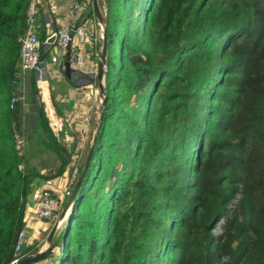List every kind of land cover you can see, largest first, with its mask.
I'll return each mask as SVG.
<instances>
[{"label":"trees","instance_id":"trees-1","mask_svg":"<svg viewBox=\"0 0 264 264\" xmlns=\"http://www.w3.org/2000/svg\"><path fill=\"white\" fill-rule=\"evenodd\" d=\"M29 2L0 0V264L16 258L35 178L19 170L20 112L10 108ZM103 2L106 98L57 238L60 264H264V0ZM31 87L36 93L33 76ZM37 118L61 162L50 180L64 174L69 155L42 109ZM55 245L40 261L55 259Z\"/></svg>","mask_w":264,"mask_h":264},{"label":"rangeland","instance_id":"rangeland-1","mask_svg":"<svg viewBox=\"0 0 264 264\" xmlns=\"http://www.w3.org/2000/svg\"><path fill=\"white\" fill-rule=\"evenodd\" d=\"M83 1L86 3L85 0ZM92 2L93 0H88V3L86 4L87 13L89 15L91 14V11L94 14ZM97 2L101 13V18L104 19V2L103 0H97ZM42 3L44 4V0H41V4ZM71 3L72 2L69 1V4ZM137 9L138 7L136 4L134 12ZM41 12L42 7L40 6L39 15L41 17L37 16L39 18L38 21L40 28L41 22L43 20ZM134 16H137V14L135 13ZM123 26L124 24H122L121 26L118 22L114 31V45L111 50V56L113 58L115 67L112 73V81L117 77L118 73L117 71L119 58L116 41L121 33V29L123 28ZM40 31L41 29H39V34ZM102 31L103 28H100V40H102ZM47 47L49 48L47 49ZM41 52H45V55L44 59L41 60L38 66V72L30 75L28 85L25 86L19 82L17 90H15L14 92L15 98L22 99V103L20 104L21 110H19L20 117L17 120L18 126L16 127V129L18 128L20 132H23V135L26 139L25 149L22 154L24 161L20 165L19 170L24 175H29L32 178L35 177L28 187L29 194L34 196L37 195L38 192H40L43 188L50 185L48 184L49 181H52L51 183L55 184V188L59 196H63L64 200L66 201L68 194H70V192L72 191L86 161L96 129V124L99 118L98 113L101 110L103 100L99 95L96 96L94 92L98 87V84L94 83V79L85 76L84 78L90 79L91 84H74L75 87L84 86V88H81L80 91H75V99H77L78 101L76 103L74 101V106L69 104V102H67L66 100V90L69 89V83L63 81V72H61L62 76L57 73L66 57H63L64 59L58 58L60 55V51L54 45L43 46ZM94 53H97L98 55H93L91 59L95 65H98L100 53L99 47L97 45ZM47 64L50 65L49 70L46 68ZM43 65L45 66V68L42 67ZM50 70H54L55 72L52 73ZM32 76L34 77V81L36 84V93H33L31 87ZM73 78L74 77H72V80ZM41 81L45 83L43 84L41 83ZM90 85L92 88H88V86ZM40 109H42V111L46 115L48 126L55 134V139L62 146L64 151L69 155V164L64 174L60 177H56L50 180L48 179V176L55 174V172L60 167L61 162L58 156L50 148L44 145V142H48L49 140L47 139V135L44 132L45 130L40 128V124L38 122L37 113ZM56 111L57 113L60 112L59 114L66 113V117L62 120L58 119ZM59 123H61L62 125H57ZM38 128L39 130H37ZM75 170L78 171L76 177L74 176ZM236 200L237 197L232 201L231 208L235 204ZM66 216L67 213L60 218L59 214L58 218L55 220H46L48 226L46 227L45 232L42 231L43 229L41 227H39V229L27 231L28 243L25 244L23 253L26 250H32L34 248L37 249L38 247L37 252L32 255L35 256L44 252L49 246L51 247L52 244L56 242V245L55 247H53L52 251L55 252V254L53 255V257H55L54 260L53 258L48 257L46 260L38 261L33 264H60V245L63 242V234L59 237L58 240L56 239V237L65 227L64 225ZM55 223V235L53 236V240L50 244V241L47 239V237L52 229L53 224ZM219 231L220 230L217 229L215 233L211 232L212 236H219Z\"/></svg>","mask_w":264,"mask_h":264},{"label":"built area","instance_id":"built-area-1","mask_svg":"<svg viewBox=\"0 0 264 264\" xmlns=\"http://www.w3.org/2000/svg\"><path fill=\"white\" fill-rule=\"evenodd\" d=\"M69 19L61 23L50 25L49 30L46 32V38L41 41L39 38V25L37 24V16L39 15V1L30 0L29 5L24 15V30L23 34L19 37V62L17 65V77L22 85H28L29 77L31 74L38 72L39 64L41 62V54L43 46L50 45L48 41L53 39V45L60 51L58 58L66 57L73 46H79L72 54H68L70 67L76 72L81 73L91 79L96 80L98 77V65L89 62V57L84 56L81 46L87 42L100 40V26L97 23L95 15L85 16L86 3L83 0H70ZM51 44V45H52ZM64 59V58H63ZM41 72V71H40ZM92 88V87H91ZM97 93V88L94 91ZM22 99L13 97L10 108L16 107L21 110L20 104ZM61 126L62 124H57ZM26 139L23 132L17 128L15 139V150L19 155H22L25 149ZM78 171H74L76 177ZM49 181V186L43 188L37 195L34 196V207H30L27 202L25 204L24 212V227L17 232L14 241V254L16 258L10 263L14 264L18 260L27 257L23 251L25 244H27V236L29 230H33V224L36 222H45L46 220H55L58 218L65 202L63 196H59L55 184ZM69 195V194H68ZM24 200L20 198V203ZM25 203V202H24ZM222 223V225H221ZM225 221L220 220L211 230L214 232L219 229L220 235L214 236L215 238L222 236ZM31 256V255H29ZM49 261V260H48ZM53 264V263H52Z\"/></svg>","mask_w":264,"mask_h":264},{"label":"water","instance_id":"water-1","mask_svg":"<svg viewBox=\"0 0 264 264\" xmlns=\"http://www.w3.org/2000/svg\"><path fill=\"white\" fill-rule=\"evenodd\" d=\"M93 4V11H94V15L95 18L97 20L98 25L103 28L102 31V40L100 42V56H99V66H98V77H97V93L99 94V96L102 98V110L100 112L97 124H96V129L93 135V139H92V143L90 145L89 151H88V155L86 158V161L84 163L83 169L81 170L78 179L76 180V183L72 189V191L70 192V194L68 195L65 204L61 210L60 213V218L63 217L68 211H72L76 196L78 194V191L81 187V184L85 178L86 172L88 170L91 158H92V154H93V150H94V146H95V142H96V136L100 127V122H101V117H102V111H103V106L105 104V72H106V58H107V43H106V22H105V18L102 19L101 18V13L99 10V6H98V2L97 0H93L92 2ZM53 43V39L48 41V44H52ZM63 74H64V80L65 82L70 83V79L72 78V75L74 73V71L71 69L70 67V62H69V57H67L64 61H63ZM55 224H53L51 231L49 232V235L47 237L48 240H50V244L53 240V236L55 235ZM50 246L42 253L37 254L35 256H27L25 258H22L20 260H18L16 263L14 264H33L36 263L40 260H42L44 258V256L46 255L47 251L49 250Z\"/></svg>","mask_w":264,"mask_h":264},{"label":"crops","instance_id":"crops-1","mask_svg":"<svg viewBox=\"0 0 264 264\" xmlns=\"http://www.w3.org/2000/svg\"><path fill=\"white\" fill-rule=\"evenodd\" d=\"M69 1L70 0H44V4L43 3L41 4V0H39L38 7H40V6L42 7V12L41 13H42V16H43L42 17L43 20H42V24H41V29L43 30V32H45V36H46V32L50 28V25H53V24H56V23H61V22L66 21V20L69 19L70 5L72 4V3L69 4ZM85 1H88V0H85ZM86 13H87V9H86ZM86 13H85V16L86 17L89 16V14L88 13L86 14ZM38 17H41V16L38 15ZM96 45L99 47V53H100L101 46H100V43L98 41L87 42V43H84L81 46L82 53H84V56L89 57L88 58V59H90L89 62H92V63H93V61H92L91 57L93 55H98L97 53H94V50H96ZM51 46H53V44ZM94 46H95V49H94ZM49 47H47V49ZM77 48H79V46H76V45L73 46L71 48V51L68 52V54L69 53L72 54L74 52V50H76ZM68 54L66 55V58L68 57ZM97 62H98V60H97ZM98 66H99V62H98ZM42 67L45 68L44 65ZM49 67H50V65L47 64L46 65V68L48 70H49ZM62 68H63V62L61 64L60 69L57 71V73H59L60 75H61V72H63V69ZM50 71L52 73L55 72L54 70H50ZM72 77H74V78H73V80H72V78L70 79V83L71 84H69V89L66 90L67 91L66 100H67V102H69V104H71V105L74 106V101H75V103L78 101L77 99H75V95H76L75 91L76 90L77 91H80L81 88H84V86H77V87H75L74 84H82V83L83 84H85V83L91 84V82H90V79L84 78L85 76H83L81 73L76 72V71H74ZM63 81H65L64 80V77H63ZM41 83L44 84L45 82L41 81ZM88 88H91V85L88 86ZM59 113H57V111H56V114L58 116V119H61L62 120V119H64L66 117V113L65 114H62V113L59 114ZM27 202H28V205L30 207H32V206L34 207V204H35L34 195L29 194L27 196ZM64 204H65V202H64ZM64 204H63V206H64ZM47 226H48V223L46 221L45 222H36L35 221V223L33 224V227L32 228H33V230H35V229H39V227H41L43 229L42 231L45 232ZM29 231H32V230H29ZM59 234L57 235L56 239L58 238Z\"/></svg>","mask_w":264,"mask_h":264},{"label":"bare ground","instance_id":"bare-ground-1","mask_svg":"<svg viewBox=\"0 0 264 264\" xmlns=\"http://www.w3.org/2000/svg\"><path fill=\"white\" fill-rule=\"evenodd\" d=\"M50 241V240H49Z\"/></svg>","mask_w":264,"mask_h":264}]
</instances>
